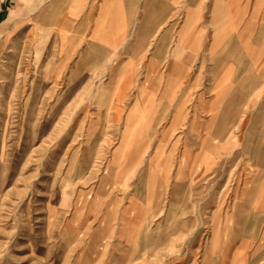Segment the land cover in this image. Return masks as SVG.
Returning <instances> with one entry per match:
<instances>
[{"label": "crops", "instance_id": "obj_1", "mask_svg": "<svg viewBox=\"0 0 264 264\" xmlns=\"http://www.w3.org/2000/svg\"><path fill=\"white\" fill-rule=\"evenodd\" d=\"M0 36L7 48L43 39L56 78L100 74L122 50L101 90L113 124L103 127L134 130L139 145L119 176L153 146L140 215L225 178L203 264L264 252V0H10Z\"/></svg>", "mask_w": 264, "mask_h": 264}, {"label": "rangeland", "instance_id": "obj_2", "mask_svg": "<svg viewBox=\"0 0 264 264\" xmlns=\"http://www.w3.org/2000/svg\"><path fill=\"white\" fill-rule=\"evenodd\" d=\"M43 44L0 41V264H203L225 178L197 186L181 204L166 199L158 217L156 205L141 216L153 146L119 176L139 145L134 130L103 127L113 124L101 90L123 51L100 74L75 80L53 76ZM235 171L224 170L230 179ZM133 223L147 237L141 249ZM250 261L264 264V252Z\"/></svg>", "mask_w": 264, "mask_h": 264}, {"label": "built area", "instance_id": "obj_3", "mask_svg": "<svg viewBox=\"0 0 264 264\" xmlns=\"http://www.w3.org/2000/svg\"><path fill=\"white\" fill-rule=\"evenodd\" d=\"M9 1L10 0H0V15L6 10Z\"/></svg>", "mask_w": 264, "mask_h": 264}]
</instances>
